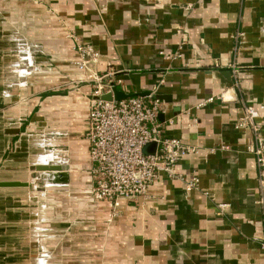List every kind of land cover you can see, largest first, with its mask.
Masks as SVG:
<instances>
[{
  "label": "crops",
  "instance_id": "crops-1",
  "mask_svg": "<svg viewBox=\"0 0 264 264\" xmlns=\"http://www.w3.org/2000/svg\"><path fill=\"white\" fill-rule=\"evenodd\" d=\"M21 27L43 48L39 71L51 74L30 81L16 107L27 110L25 132L3 158L16 157L26 134L63 136L70 184L46 216L49 264H264V189L248 150L258 144L249 125L238 127L258 109L264 146V0H0V34ZM71 32L100 54L87 81L73 66ZM108 72L127 95L156 88L167 99L165 136L199 148L172 179L122 199L112 218L110 204L91 196L86 136L95 78ZM194 178L198 188L187 191Z\"/></svg>",
  "mask_w": 264,
  "mask_h": 264
},
{
  "label": "rangeland",
  "instance_id": "rangeland-1",
  "mask_svg": "<svg viewBox=\"0 0 264 264\" xmlns=\"http://www.w3.org/2000/svg\"><path fill=\"white\" fill-rule=\"evenodd\" d=\"M8 20L11 21V17H7L6 21ZM7 31L13 34L12 30ZM7 31H4V36L0 34V264H49V257L46 262L43 260L46 252L51 256L45 247L48 243L45 235L46 216L57 204L55 197L65 193L68 187H48L40 179L35 180L33 175L37 171L34 166L37 163L44 166H62L67 160L64 156L66 147L60 139L63 136H57L56 142H49L46 138L50 134L46 135L42 131L37 136H23L25 139L16 143L19 154L15 153V158L12 157L13 154L9 158H3L14 137L13 133L20 128L22 133L25 132L22 126L27 123L24 120L27 110L16 107L29 99L30 81L35 79L41 84L42 78L51 74H48L49 71H39V67L44 68V61L37 60L38 56L43 57V48L29 42L27 27H21V31L12 36L14 39ZM69 38L73 41L72 49L78 53V43L85 44L75 33L71 32ZM30 53L33 63L31 69H28L29 66L23 59ZM78 55L79 59L73 63L79 70L78 81H87L88 71L80 69L81 56ZM17 63H20L18 69L15 68ZM18 70L27 71L26 74H19ZM52 73L54 78L61 75L58 71ZM60 88L62 87H53ZM48 156L52 158L49 159ZM53 173L55 172L45 171L40 176L53 186L52 178L48 177Z\"/></svg>",
  "mask_w": 264,
  "mask_h": 264
},
{
  "label": "built area",
  "instance_id": "built-area-1",
  "mask_svg": "<svg viewBox=\"0 0 264 264\" xmlns=\"http://www.w3.org/2000/svg\"><path fill=\"white\" fill-rule=\"evenodd\" d=\"M81 56V70L85 71L96 63L100 54L92 45L76 46ZM108 72L95 78L89 113L87 139L90 143L91 177L93 186L91 196L95 201L109 203L111 218L117 213L122 199L144 197L156 184L161 175L174 176L176 165L190 155H196L199 148L184 144L182 140L165 136L163 125L158 121L163 102L155 99L157 89L149 96L135 95L121 101H105L101 97L113 92ZM213 101V98L209 99ZM260 111L248 107L246 117L238 127L248 125L256 135L257 146L248 150L257 157L259 182L264 189V146L260 137ZM156 143L154 154H145L144 149ZM199 181L194 178L187 184L186 190L198 188ZM264 208V198L260 202ZM111 218H109L111 220ZM264 250V242L261 243Z\"/></svg>",
  "mask_w": 264,
  "mask_h": 264
},
{
  "label": "water",
  "instance_id": "water-1",
  "mask_svg": "<svg viewBox=\"0 0 264 264\" xmlns=\"http://www.w3.org/2000/svg\"><path fill=\"white\" fill-rule=\"evenodd\" d=\"M24 62H27V65L29 66L28 69H31V64L33 63V58H32V54H28V57L23 59ZM20 67V63H17L16 67L15 68H19ZM19 71V74H26V71L27 70H18ZM227 74L229 76H231V73L230 72H227ZM114 85V83H113ZM152 92L150 91L149 93H146V94H142L140 96L144 97V96H149L151 95ZM134 95H127L125 94L124 92H120L116 89V86L113 87V92H110L108 94H105L101 97L102 100H105V101H121V100H124V99H127L129 97H133ZM153 97L155 99H158L160 101H165L167 102L166 98L163 97V96H158L157 94H154ZM21 126V125H20ZM14 136H19L21 135V128L20 130H17L15 131L14 133ZM12 141H10V144H11ZM10 147V145H9ZM8 147V148H9ZM157 148V144L156 143H151L149 144L148 146L145 147L144 149V153L145 154H154L155 153V150ZM64 165L62 166H59V165H51V166H44V165H39L38 163L35 164L34 168H35V171H37V173H35L33 175V177L35 178V180H38L40 179L41 181H43L46 186L48 187H68V185L70 184V174H69V164H67L68 162L67 161H64ZM45 171H50V172H56V174L54 175L52 181V185L51 186L50 184H48L45 180L42 179V175L40 176L41 172H45ZM174 177V176H173ZM173 177H171L170 175L168 174H163L161 175L160 177V180H163L164 178L166 179H172ZM247 230L249 231H253V229L250 227V225H245L244 226V232L249 236L251 237L252 233H247ZM50 258V255L47 254L46 252V255H45V259H43L45 262L47 261V258Z\"/></svg>",
  "mask_w": 264,
  "mask_h": 264
},
{
  "label": "bare ground",
  "instance_id": "bare-ground-1",
  "mask_svg": "<svg viewBox=\"0 0 264 264\" xmlns=\"http://www.w3.org/2000/svg\"><path fill=\"white\" fill-rule=\"evenodd\" d=\"M56 173V172H55ZM53 182V181H52Z\"/></svg>",
  "mask_w": 264,
  "mask_h": 264
}]
</instances>
